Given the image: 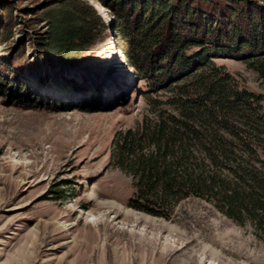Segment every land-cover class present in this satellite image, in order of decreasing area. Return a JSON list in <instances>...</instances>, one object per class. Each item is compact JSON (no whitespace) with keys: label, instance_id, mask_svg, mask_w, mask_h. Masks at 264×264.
Returning a JSON list of instances; mask_svg holds the SVG:
<instances>
[{"label":"rangeland","instance_id":"rangeland-1","mask_svg":"<svg viewBox=\"0 0 264 264\" xmlns=\"http://www.w3.org/2000/svg\"><path fill=\"white\" fill-rule=\"evenodd\" d=\"M6 1L17 14V41L23 27L46 32L37 18L58 0ZM84 1L107 36L88 59L8 75L0 65V264H264V237L208 201L183 199L168 219L126 205L131 179L110 162V146L145 113L143 88L117 46L113 12ZM110 38L121 56L103 66ZM12 45L0 44V58ZM35 48L26 43L33 60ZM216 60L264 96V82L242 60Z\"/></svg>","mask_w":264,"mask_h":264},{"label":"trees","instance_id":"trees-1","mask_svg":"<svg viewBox=\"0 0 264 264\" xmlns=\"http://www.w3.org/2000/svg\"><path fill=\"white\" fill-rule=\"evenodd\" d=\"M99 1L114 14L117 46L145 100L141 119L117 130L110 146V162L131 179L126 205L168 219L180 201L197 197L263 238L264 96L216 58L242 60L264 82V7L252 0ZM48 5L37 18L47 31L31 36L23 27L16 41L14 6L0 0V44L13 40L0 58L5 73L77 64L106 41L104 22L84 0Z\"/></svg>","mask_w":264,"mask_h":264},{"label":"bare ground","instance_id":"bare-ground-1","mask_svg":"<svg viewBox=\"0 0 264 264\" xmlns=\"http://www.w3.org/2000/svg\"><path fill=\"white\" fill-rule=\"evenodd\" d=\"M109 47L111 50H113L114 47V40H112V38H110L109 40ZM109 48H107L106 52L103 54V58L101 59V63L103 66L108 65L110 63H112V61L116 58V55H114ZM109 51V52H108Z\"/></svg>","mask_w":264,"mask_h":264},{"label":"water","instance_id":"water-1","mask_svg":"<svg viewBox=\"0 0 264 264\" xmlns=\"http://www.w3.org/2000/svg\"><path fill=\"white\" fill-rule=\"evenodd\" d=\"M111 52L116 55V60H120V52L118 51L117 47H116V44L114 43V47H113V50H111Z\"/></svg>","mask_w":264,"mask_h":264}]
</instances>
